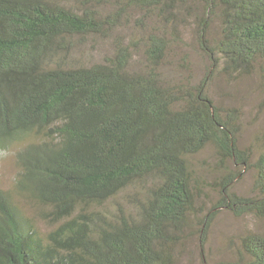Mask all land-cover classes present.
<instances>
[{
    "label": "trees",
    "instance_id": "16d2710c",
    "mask_svg": "<svg viewBox=\"0 0 264 264\" xmlns=\"http://www.w3.org/2000/svg\"><path fill=\"white\" fill-rule=\"evenodd\" d=\"M219 72L264 75V0H0V152L18 169L0 187V264H179L222 211L260 222L222 264H264V126L244 140Z\"/></svg>",
    "mask_w": 264,
    "mask_h": 264
},
{
    "label": "rangeland",
    "instance_id": "374dc122",
    "mask_svg": "<svg viewBox=\"0 0 264 264\" xmlns=\"http://www.w3.org/2000/svg\"><path fill=\"white\" fill-rule=\"evenodd\" d=\"M103 46L102 49H105ZM190 49V48H189ZM191 59L193 62L192 72L197 77L204 74L206 65L202 57L197 52L191 51ZM77 55L82 57V60L90 62L99 56L93 53L91 57L87 52H78ZM85 55V56H84ZM97 56V57H96ZM170 74L178 78L176 71L169 68ZM214 83L212 88L214 95L223 103L236 105L242 111L244 121L243 138L245 141H250L254 133L264 126V75L241 77L238 79L225 78L222 74H214ZM212 147H208L196 162L199 166H204L207 161L211 162ZM210 161H209V160ZM17 165L12 150L0 152V187L11 189L14 185V178L17 174ZM253 185V175L251 172H245L238 181L237 187L242 191H249ZM25 215L28 218L34 219L42 234L46 235L52 228L53 223L47 220L39 213V208L26 202L20 201ZM113 202H108L105 209H110ZM259 221L252 217H235L227 212H220L214 220L206 245H204V255H202L201 246L198 241V234L193 235L186 243V247L182 248L179 255V264H204L203 259H206V264H222L230 261L234 256L235 246L232 243L233 237H237L240 232L248 227L259 225ZM260 227V226H257Z\"/></svg>",
    "mask_w": 264,
    "mask_h": 264
}]
</instances>
